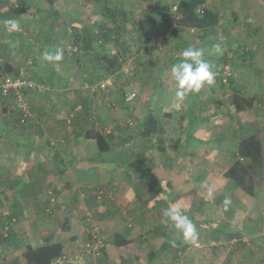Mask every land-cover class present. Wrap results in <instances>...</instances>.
<instances>
[{"label":"crops","instance_id":"obj_1","mask_svg":"<svg viewBox=\"0 0 264 264\" xmlns=\"http://www.w3.org/2000/svg\"><path fill=\"white\" fill-rule=\"evenodd\" d=\"M38 1L0 0V17L7 16L20 24L28 25L29 29L32 27L35 30L33 33L30 32L31 29L22 30L26 38L29 34L33 40L38 37L48 38L46 35L53 34L52 28H56V25L53 27L50 11L35 16L33 9V14L25 13L24 10L26 7L33 8V4ZM114 1V6H122L120 9L133 16L129 8L136 0H123V3L121 0ZM152 1V8L144 7L139 12L151 13V17L146 15L143 23V30L147 32L160 27L157 20L159 12L172 4L171 2L166 5L169 0ZM210 1H207L208 5L218 10ZM91 4L93 6L88 14L90 18L95 16L94 12H98L101 6L97 0H93ZM139 17L136 16L137 19ZM45 20L49 21L48 25ZM128 21H131L126 22L130 30L135 20L129 16ZM86 23L87 21H84L81 26ZM92 23L93 21L89 26ZM225 27L221 26V23L218 24L217 32L230 28ZM1 30L5 29L0 28L2 70L6 69L7 64H11L13 71L5 70L6 73H16L25 60L37 61L38 66L35 65L31 72L36 73L37 79L35 76L34 80L42 81L47 91L43 95L37 91L26 94L32 116L22 125L13 124V119L7 113L5 99L0 102V195L4 193L0 199V264H26L20 255L9 262L3 261L2 258L8 252L22 251L24 245L38 247L49 237L63 242L64 256L61 264H67L68 251L76 248L75 242L83 239L81 237L85 231V225L81 223L85 217L83 215L81 218L78 212L80 209H74L73 206L80 202L85 216L89 213L93 220L108 219L115 231L123 225L124 230H121L120 235L133 238L134 245L137 239L139 244L150 241L153 246L167 235L178 241L182 239L181 234L170 224L165 225L162 222L165 208L179 204L187 210L192 219L191 210L198 205L200 210L193 212L194 219H205L211 223L220 221L226 227L217 233L213 228H197L203 244L197 242L193 244V248L183 251H174L167 245L161 249L157 248L156 257L161 260L156 264H264V122L261 115L253 123L240 124L233 114L231 117L227 116L230 111L223 113V109H216L218 114H222L221 117H217L216 122H209L203 117L200 118L198 106L194 103L202 93L180 102L182 108L176 113L175 88L172 81L170 89L161 88L154 91L152 87L149 96L145 98L137 92L139 98L135 97L128 110H124L127 116L134 120L131 131V126H127L123 120L124 116L119 115L120 108L108 107L104 103V98L113 95L109 90H105L104 95H89L84 92V96L89 95L91 98L90 104L87 107L77 104L81 105L79 110L70 106L71 101L67 99L69 94L63 89L64 83L63 86L61 84L63 76L45 70V64L50 63L41 60L42 53L53 52L54 46L48 45L51 38L48 39L49 43L44 44L33 41L29 44L31 51L26 52L27 57H19L23 51L20 44L12 53L1 50L6 41L15 38L13 32L4 36ZM65 33L67 37L63 40L70 43L69 30H65ZM18 42L20 43L19 38ZM79 43L83 45L84 42ZM172 44V54L160 62V76L163 67L176 53L174 40ZM23 45H27L25 41ZM39 45L43 48L40 49ZM139 49L141 48L136 47V50ZM214 93H207L206 96H212ZM169 94L170 100L166 96ZM201 99L205 100L202 97ZM136 103H140V109L134 108ZM67 107L74 108L73 114L80 112L81 130L76 129V125V128L72 129V125L65 122L64 118L71 109ZM208 107L211 108L212 103H209ZM147 114L157 119L158 132L155 136L142 138L137 131ZM198 116L200 119L196 121ZM87 119L90 121L86 122ZM244 126L250 128V131L244 132ZM119 127L121 129H118ZM97 129L107 133L111 129L114 132V135L110 134L113 139L107 138V144L100 140L99 145L94 135H88L86 138L87 132H95ZM252 134L257 140L249 141L252 153H247L240 148V141L247 138L250 140ZM120 139L123 142L119 143ZM120 149H123L124 155L119 154ZM138 158L143 161L145 168L140 166L145 173L141 174L138 169ZM127 159H131L130 164L116 163ZM234 162L246 168L238 169L237 178L240 180L237 185L224 176V172L226 173ZM219 164L220 168L217 167ZM155 179L159 180V183H155ZM164 181L168 182V186L164 185ZM147 184L153 186L149 187ZM205 184L214 188L213 200H217L219 196L223 199L231 198L232 202L227 211L224 210V204L217 206L212 199L206 198V188L203 186ZM100 188L112 189V200L106 205H101L94 199L95 192ZM49 189L57 195L54 220L47 211V196H52L47 193ZM194 192L196 193L193 194ZM235 207L237 208L234 209ZM237 211L241 213L242 219L235 221ZM154 228H159L162 232L164 230L161 232L162 237L155 236ZM208 233H211V237L208 236L206 240L209 241H206L205 236ZM223 234L224 240L222 239L221 243ZM73 237H76V240H73ZM216 243H219L218 246ZM205 245H211V248L206 249ZM105 249L104 257L108 262L116 252L122 256V251H117L121 248L112 240L106 243ZM126 256L130 259L128 264H142L138 262L142 259L137 250L131 254L124 250L123 257ZM56 262L57 260L53 264H57ZM143 263L147 264V260Z\"/></svg>","mask_w":264,"mask_h":264},{"label":"trees","instance_id":"obj_2","mask_svg":"<svg viewBox=\"0 0 264 264\" xmlns=\"http://www.w3.org/2000/svg\"><path fill=\"white\" fill-rule=\"evenodd\" d=\"M57 1L58 0H39L36 4H33V8L27 9L26 7L24 8V10H25V13H30V14L34 13L35 16H37L39 13H45V11H50V15H51V12H53L52 13V24L54 27L55 22H57L61 17L60 10L56 8ZM207 1L208 0H173L172 4L168 8L159 12V16L157 20H159L160 27L155 28V31L153 32L151 31L147 32L143 30V23L145 21L144 19H146L147 16L151 17L150 12L142 11L141 14L139 15L140 17L132 22L134 28L132 27V29L129 30V27H127L126 22H131V21H128L129 16L133 20H134V17L130 15L129 13L125 12L123 9H118L117 7H115L114 4L110 2V0L108 4H105V3L102 4L98 12L96 13L94 12L95 16H92L90 20V22L93 21V23L90 26L89 24H86L83 27L80 26L79 28H77L78 27L77 24L75 23L71 24L67 29L69 30V32H71V34H73V39H71L72 43L75 45L79 44L81 49L82 47L84 49H87L89 45L92 46V51H94L93 53L94 60L88 59L87 61L90 62L91 65L97 66L96 68L92 67L91 72H88V74H90L91 76L90 77L91 79L89 78L90 82L85 80L86 83L84 84L85 86H84L83 91H85V93L86 92L89 93V95H97V94L104 95L106 92L105 90H110L108 89V86L110 84H106L104 88H100L98 90L92 89L91 88L92 86L99 83V82L93 83L95 80L100 79L102 81H105L106 83H109V80L107 79V77L118 79L124 76L128 78V74L122 73L121 71L122 66H123V63H122L123 52L125 54L127 53V51H129V49L131 48V43L137 44L138 46L145 45L146 42L150 40V37L152 35L153 36H155V34L159 35L161 31L168 29L171 26H172V33L175 37L176 53L172 58L169 59V61L164 66L163 73L159 77L157 85H155L153 88L154 91L155 89L157 90L163 85L166 86L167 89L171 88V84L173 81L170 75L171 66L179 62L182 51L188 48L189 46H193V47L201 49L204 53V58L211 62L212 61L211 58H208L207 55L205 54V48L215 45V41L217 39V27L220 21V15H219V11L209 6ZM261 1L264 3V0H261ZM31 9H33V11ZM64 13L67 14L69 13V11H64ZM98 15L101 17V20ZM2 20L3 18L0 17V27L4 28L2 25ZM67 26L68 24H66V27ZM92 26L94 27L93 29L90 28ZM29 30L30 29L27 28V31ZM1 31H2V35L4 36L12 34V32L5 33L3 30ZM13 33L15 37L16 35H19L20 37L24 38L23 41L20 43V45L22 46V50L25 52L31 51L29 44L32 43L33 41L37 43H41V44H44V42L49 43V40H48L49 34L46 35V37L48 38L41 39L40 37H38V38H34L33 40L31 39V37H29L31 36L30 34L28 35V38H26V36L22 34L21 32H18V34L16 35H15L16 32H13ZM4 36H2V38ZM24 41L27 45H23ZM81 41L84 42L83 45L79 43ZM43 46L45 47V45ZM228 47H230V50L233 52V51H238L239 45L235 44V42L234 44L230 42ZM39 48L41 49L43 47H40L39 45ZM33 50H35V48ZM36 50H39V49H36ZM240 51H241L240 55L243 58V60L245 56L251 57L253 55V50L246 49L245 46L242 44H240ZM83 54L84 53H81L78 56H81ZM77 59L80 62L81 59L79 57H77L76 60ZM227 59H228L227 57L223 56L219 71L221 70L222 66L225 63H228L230 65V61ZM35 65L38 66L37 61L35 62L31 59L28 61L29 70H33ZM52 65L53 63L52 64L46 63L45 70H48V72L50 73H54L55 69ZM21 67L17 69V72L21 70ZM5 70L8 72L13 71L12 65L7 64ZM22 75L26 77L29 76L27 74V71L26 73ZM28 78H31V77H28ZM216 81L218 82L217 87L219 88V90H217L215 88L216 86L214 85V87H212V91L217 93V95L214 93L211 96V98L206 96L205 100L201 99V96H198L197 97L198 100L194 101V103L197 104L198 106L197 110H199L200 112V115H201L200 118L203 117L207 119L209 122H214V121L216 122V119H218L217 117H221L222 115L220 113L218 114L216 109L218 110L223 109L222 110L223 113H226V112L228 113V111H230V113H228L227 116L231 117L233 114L240 124L253 123L257 119V117L260 115L259 112H261V109L256 102H257V99L260 98L261 93L263 92V88H262L261 93L260 91H258V94L256 93V94L247 95L244 92L243 88L240 86V84L235 80V78L231 77L230 75L225 76L224 81L222 80L221 76H217L215 77V82ZM37 82L45 86V84L42 81L41 82L37 81ZM128 92L129 91H124L123 94L121 95L118 94L117 95L118 99L116 98L115 101L112 100V96L114 94L112 96L106 97L104 98V103L108 105V107H113V105L117 103H122L124 104V106L127 107L126 109L128 110L129 105L133 102V101L128 102L125 100V96ZM89 95L84 96L80 91L75 92V94H73L74 96L73 99L78 97L79 101L78 102L73 101L74 103H76L74 105H73V102H71L70 106L76 107L78 106L77 104H81L82 107L83 106L87 107L90 104V100H91ZM209 103H212L211 108L208 107ZM81 105H79L80 109H81ZM119 106L121 107V105ZM73 109L71 108L69 110V115L66 118H64V120L69 125H72L71 126L72 129L76 128L75 127L76 125L78 127L76 129L81 130L82 125H79V124L82 121V117L79 111L73 114L72 113ZM200 118L198 116L195 118V120L197 121ZM89 121H90L89 119L86 120V122H89ZM125 124L127 126L130 125L127 121ZM118 129H121V127H119ZM137 132H138V135L142 138H149V137L155 136L158 132L157 119L153 115L147 114L144 120L142 121L141 125L139 126ZM110 134L114 135V132L110 130L107 133L104 130L97 129L95 130V132L93 130L87 132L86 138L89 137L88 135H94L99 145H100L99 143L100 140L104 141V143L107 144L108 143L107 138L111 140L113 139L112 138L113 136H110ZM251 140H257V137L252 134L250 137V140L249 138L245 140H241L240 148L242 147L247 153H252L251 152L252 146L249 143V141ZM121 142H123V140L120 139L119 143ZM123 152H124L123 149L119 150V154L124 155ZM127 161H130V162H127ZM116 163L130 164L131 159L130 160L127 159L126 161H123V162L117 161ZM136 164L138 166L144 165L143 161L140 160L139 158L137 159ZM141 166L138 169L140 173L142 174L145 172L143 168H141ZM238 169L246 170V168H242L237 162H234L230 166V168L227 169L226 173H224V176L228 178L233 184L239 183L240 179L237 178ZM154 182L159 183V180L155 179ZM147 185L149 187L153 186L151 184L150 185L147 184ZM164 185L168 186V182L164 181ZM95 193H96L95 198L99 200V204L101 205H106L107 203L111 202L110 201L112 200L111 197H113L112 196L113 192H112V189L110 188L108 189L100 188V190L98 189L97 192ZM171 200L173 201L174 199H171ZM48 202H49V206L47 209H51L49 213L52 214L55 211L54 209L57 203L56 204L54 203V205H51L49 199H48ZM195 210L197 212L200 210L198 205L194 206L193 209L191 210L192 211L191 220L197 225V228H213L214 230H217L215 229L216 224H213L205 219H199V218L194 219L195 215H193V212ZM185 213L188 215L187 210H185ZM85 220L91 225L93 218L91 217L89 213H87L85 216ZM126 228L129 229V227H126ZM153 230H154L155 236H158L159 238L162 237V233L164 232V230L163 232L159 228L157 229L154 228ZM92 233L93 231L91 228L90 233L86 234L87 237H85L79 242L80 247L74 249V253L80 252L82 248L84 247V245L88 241H91L90 239H92V235H91ZM97 233H98L97 235L100 237V239L103 242H105V244L108 241L112 240V242L115 243L119 248L128 251V253L130 254L135 253L137 250L136 244L134 245L133 243L134 239L131 237H127V236H122V234L120 235L121 230H120V233L115 231L114 232L115 234L114 233L112 235L110 234L107 239L106 237L104 238V235L102 234L101 231ZM72 239L76 240V237H73ZM161 240H162L161 242L159 241L158 243L155 244L156 248L155 246H153V244L149 246L151 250L147 254L148 255L147 264H151L152 261L155 259V256L157 255V248L161 249L165 247L166 245L170 244L171 241H174V239L169 237V235H167L166 237H163ZM136 241L138 242L139 240L136 239ZM137 244L140 245L139 243ZM23 247H24L23 250L20 252L11 251V252L6 253L3 256L2 260L5 262H9L14 257H17L18 255H20L25 260L26 264H53L55 260L62 258L64 256L63 242L52 240V238L50 237L45 238L43 241V244L38 247H32L31 245H24ZM105 248L106 246L104 248H101L102 254L97 257H94L93 255H90V254L83 255V258H85L86 263L90 264L91 262V264H103L105 260L104 256L106 255ZM120 257H118V259ZM118 264H124V263L122 261Z\"/></svg>","mask_w":264,"mask_h":264},{"label":"rangeland","instance_id":"obj_3","mask_svg":"<svg viewBox=\"0 0 264 264\" xmlns=\"http://www.w3.org/2000/svg\"><path fill=\"white\" fill-rule=\"evenodd\" d=\"M92 1L93 0H59L56 4L57 5L56 8L60 10L61 17L54 24V26L56 25V28L55 30H52L54 31L53 34L49 35V38H51L50 39L51 42L48 45L54 46L53 52L57 48H62L64 50V58L60 62L53 63L52 66L54 67L55 69L54 71L56 73H59L63 76V79L65 81L63 80L61 84L63 86V83H64L63 89L65 90V92H67V94H69V97L67 99H70L71 102L79 101L78 97L73 99L74 98L73 94H75V92H78V91H80L81 93L85 92L83 91L84 86H85L84 84L86 83L85 80L89 81L91 79L90 78L91 76L90 74H88V72H91L92 67L96 68L97 66L91 65V63L87 61L88 59L94 60V54H93L94 51H92V46L89 45L87 49H84L83 47L81 49L79 44L75 45L72 43V41L68 43L66 42V40H63L64 38L67 37V33H65V30H68L67 29L68 27H66V24L70 26L71 24L75 23L78 26L77 28H79L84 21H87L86 24H89L91 18L88 14L90 12L89 9L93 6V4H91ZM121 1L123 3V0ZM108 2L109 0L108 1L107 0H97L98 5H102L104 3L108 4ZM110 2L112 4L116 3V1L114 0H110ZM171 2L172 0H169L166 3V5L171 4ZM210 2H212L214 7L218 9L217 11H219V15H220L219 24L221 23V26L224 25L226 27L230 26V28L227 27L228 29L226 31L222 30L220 31V33L217 32V39L215 41V44L219 43L221 45V47L224 49L223 54L217 55L213 51V46L205 48V54L207 55L208 58H211L212 60L211 64L213 65V71L216 73V77L219 76L220 74L219 68L221 67V61L224 56V57H227L228 58L227 60L230 61L231 70L228 75L235 78V80L240 84V86L243 88L244 92L247 95L256 94V93L258 94V91H260L261 93L262 88H263V92L261 93L260 98L257 99L256 103L261 109V112L259 113L262 116L261 117L262 121L264 122V3L261 0H211ZM153 4L154 3L152 0H149V1L136 0L134 3H132L130 5L129 10L132 11L134 20L137 19L136 16L140 15L139 12L144 7L152 8ZM14 5H15V2H14ZM115 7H117L118 9L123 8L122 6L120 7L115 6ZM66 9H69V13L67 14L64 13ZM52 13L53 12H51V16H52ZM6 19H10V18L5 16L3 17L2 22ZM45 24L48 25L49 21L45 20ZM20 25H21L22 30H27L28 25H23V24H20ZM170 28L161 31L159 35L157 34H155V36L152 35L148 43H146L145 45L138 46L137 44L131 43V48L129 49V51H127V53L125 54L123 52V58H122L123 66H122L121 71L122 73H127L128 78L124 76L118 79L107 77V79L109 80V83H106V84H110L108 86V89H110L109 91L113 92L114 94L112 96V100L115 101L116 98L118 99L117 95L123 94L124 91H129V92L135 91L136 98L137 97L139 98L137 92L139 93V95H142L143 98L149 96L150 94L149 91L151 90L152 87L154 88V86L157 85L158 79L161 74V71L158 72L159 69L161 68L160 62L162 63V61L165 60L167 56H170L172 54V49L174 47V44H172V42L173 40L175 42V37L172 33V29ZM30 29H31L30 30L31 33L35 32V30H33L32 27H30ZM19 32L22 33V31H19ZM16 34H18V32H16L15 35ZM69 35H70V39H73V34H71V32H69ZM29 37L33 38L32 35ZM18 38L20 40V43L24 39L23 37L16 35V37L13 40L6 41V43L4 44V47H2L1 50H4V52L9 51L12 53L14 50H16L17 45L20 44L19 42L17 43ZM152 38H155V40L153 41ZM230 42H232V44H234L235 42V44L239 45L238 51L232 52L230 50V47H228ZM240 44L244 45L246 49L253 50V55L251 57L245 56L243 60V58L240 55L241 54ZM136 47H140L141 49L136 50ZM81 53H84V54L81 56H78ZM20 56L27 57L26 52L21 51V53L19 54V57ZM77 57L81 59L80 62L78 61V59L76 60ZM29 60L30 59L25 60L19 72H16V73L14 72L12 74H17V73L24 74L27 71V74L29 75L28 77L35 79V76H36V79H37L36 73H33L31 72V70H29V66H28ZM0 68H1L0 70V80H1L6 74H9V73H6L5 70L3 71L2 66H0ZM86 76H88L90 79L85 78ZM100 81L102 80L97 79L93 83H97ZM214 85L216 86L215 88L219 90V88L217 87L218 85L217 81L215 82ZM212 87L209 88L207 85H205V87L200 92L203 95H200V96L206 99V94L213 92ZM161 88L165 90L166 87L163 85L158 90H160ZM174 88H175V83H174ZM46 91L47 89H44V90H41L39 93H42L41 95H43L46 93ZM215 94L217 95V93ZM166 96L170 100V97H171L170 94ZM207 97L211 98V96L209 95ZM26 100L28 103L29 111L31 113L30 104H29V100L27 99V96H26ZM74 102H73V105L76 104ZM119 105H121V107ZM113 107L120 108L119 110L121 111V113H119V115L124 116L123 120L125 121V123L127 121L130 124L129 125L131 126L130 130L132 131V127L134 126V120L132 118H129L127 116V113L124 112V110H126L127 107L124 106V104L122 103H117L115 104V106L113 105ZM140 107H141L140 103H136V107L134 108L140 109ZM69 108L71 107H67V109ZM181 108L182 107H181L180 102H178L177 99H175L174 109L176 110V113L179 112ZM136 112L138 111L136 110ZM7 113L9 114L11 119H13L14 121L13 124L16 123L15 115L9 112ZM68 115L69 114H67L66 117ZM260 115L258 117H260ZM244 128H245L243 130L244 132L250 129L245 126ZM217 167L220 168L221 167L220 164ZM47 193L48 195H52V196H55V198H57L56 197L57 195L54 194L51 189H49ZM195 193L196 192H194L193 194ZM3 195L4 193L0 195V199L2 198ZM95 196H96V193H95ZM48 199H49V196H47V201ZM94 199L97 203H99V200L97 198H94ZM211 201L215 202L217 206H220L223 204L224 199L222 198V196H219L217 200L212 199ZM96 202H93V203H96ZM56 203H57V199H56L55 204ZM73 206H74V209H78V208L80 209V211L78 210L76 211L79 212L81 218H83V215L85 217V214L82 211L83 210L82 202L76 205L73 204ZM236 208L237 207H235L234 209ZM66 212H68V208H66ZM53 214L54 213H52L51 216H53L52 218L54 220ZM241 219H242L241 213L237 211L236 216H235V221L241 220ZM81 223L85 225L84 235L81 237L83 239L87 237L86 234L90 233L91 228H92V231H95V232L101 231L102 234L104 235V238L106 237V239L109 237L110 234L112 235L115 232L114 227L112 226L111 222L108 219L106 220L99 219V218H97L96 220L94 219L91 225L88 222H86V220L84 219L82 220ZM213 224H216V228H215L217 229L216 233L220 231L221 229H223L224 227H226V225L221 224L220 221H214ZM110 226H112V228ZM244 226L250 228L249 226H246V225ZM123 227H124L123 225H120V229H117L116 227L117 229L116 231L120 233V230L122 229L124 230ZM222 232L224 234L226 233L225 231H222ZM224 234L222 235L221 243L224 240L223 239ZM208 236L211 237V233H208L205 236V240L206 238H208ZM181 240L178 241L177 239H174V241H171V243L168 244L167 246H169L170 248L172 247L174 251L178 249L185 250L187 248H193L192 243H184ZM80 241L81 239L75 242L74 246L76 248L80 247V244H79ZM206 241H209V240H206ZM197 242H199L198 244H201V245L203 244L200 238L198 239ZM137 243L138 242H136L137 252L139 254V257H141L142 259V261L138 260V262L139 263L142 262V264H144L143 262L147 260L148 258L147 254L151 250L149 246L153 244V242H150V241L142 242L140 245H138ZM184 244H188L189 246L184 245ZM218 244L219 243H216V246H218ZM205 247L206 249H208V247L210 249L211 245L210 246L205 245ZM202 248H204V246H202ZM117 251L118 252L122 251L121 252L122 256L119 258L120 260L117 258V256H120V255H117V252H116L115 254L112 255L109 262L107 261V259H105L104 260L105 263L103 264H118L122 261L124 264H126V262L128 264L130 259L127 256L123 257L124 249H120V251L119 250ZM73 252L74 250L68 251L67 258H69L68 259L69 261L67 262V264H79L77 260L72 261V259L74 258L73 256L69 257L71 253L73 254ZM169 259L170 257L168 256L167 260ZM158 260L160 261L161 259L160 258L158 259V257L155 256V259L152 261L151 264H156ZM56 263L61 264L59 263L58 260Z\"/></svg>","mask_w":264,"mask_h":264},{"label":"clouds","instance_id":"obj_4","mask_svg":"<svg viewBox=\"0 0 264 264\" xmlns=\"http://www.w3.org/2000/svg\"><path fill=\"white\" fill-rule=\"evenodd\" d=\"M2 23L9 33L22 31L20 23L15 19H6ZM213 51L217 55H222L224 49L218 43L213 45ZM63 58L64 50L62 48H57L54 52L46 51L41 54V60L49 63L60 62ZM170 75L175 83V97L177 101L181 103L190 96L200 93L205 85L209 88L214 86L216 77V73L213 71V65L209 60L204 58L203 51L193 46H189L182 51L179 62L171 66ZM3 99H5V105L7 107V98L0 96L1 103ZM15 118L16 123H18L16 116ZM203 186L206 188V198L209 200L213 199L215 192L214 188L206 184ZM231 202L230 197H225L223 201L225 211H227ZM162 222L165 225L170 224L172 228L178 231L184 243H197L199 239L197 227L185 213L181 205L173 204L165 208Z\"/></svg>","mask_w":264,"mask_h":264},{"label":"built area","instance_id":"obj_5","mask_svg":"<svg viewBox=\"0 0 264 264\" xmlns=\"http://www.w3.org/2000/svg\"><path fill=\"white\" fill-rule=\"evenodd\" d=\"M172 27V26H171ZM172 29V28H170ZM148 37V35H147ZM152 37V36H151ZM160 38V37H159ZM154 41L155 38H152ZM156 43V42H155ZM154 43V45H155ZM114 52V51H113ZM231 66L228 63H225L221 70L219 76L222 77V80H225V76L230 73ZM19 74H6L0 80V96L7 98V108L8 112L14 114L17 117V121L19 124H25L31 118L32 114L29 111L28 103L26 100V94L31 91L40 92L45 89V86L37 81H33L26 76ZM106 85L105 81H101L98 84L92 86V89H100L104 88ZM136 96L135 91L128 92L125 96V100L130 102L133 101ZM76 109H80V106H76ZM110 195V194H109ZM49 201L51 205H54L56 202L55 196H50ZM48 212L51 209H47ZM98 233L93 231L91 241H88L80 252L74 253L72 256L74 257L72 261L77 260L79 264H87L83 255H93L97 257L102 254L101 248L106 246L105 242H103L100 237L97 235ZM66 259V258H65ZM69 259V258H68ZM67 259V260H68ZM62 263V258H59Z\"/></svg>","mask_w":264,"mask_h":264}]
</instances>
